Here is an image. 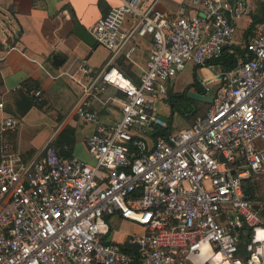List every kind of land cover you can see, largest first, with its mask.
Segmentation results:
<instances>
[{
    "label": "built area",
    "instance_id": "2783aa9c",
    "mask_svg": "<svg viewBox=\"0 0 264 264\" xmlns=\"http://www.w3.org/2000/svg\"><path fill=\"white\" fill-rule=\"evenodd\" d=\"M141 2L121 0L90 29L110 51L101 67L74 60L55 75L79 88L68 116L96 124L91 161L64 154L57 131L28 159L6 139L20 118L0 117V264H264V25L226 69L215 60L247 0H187L173 13ZM147 35V68L133 80L115 61ZM190 63L219 85L208 111L175 129L160 104ZM30 95L41 103L40 89ZM114 217L143 231L111 239Z\"/></svg>",
    "mask_w": 264,
    "mask_h": 264
},
{
    "label": "crops",
    "instance_id": "0c3cea01",
    "mask_svg": "<svg viewBox=\"0 0 264 264\" xmlns=\"http://www.w3.org/2000/svg\"><path fill=\"white\" fill-rule=\"evenodd\" d=\"M153 1L142 0L141 7L145 8ZM247 2V13L238 20L233 40L234 45L241 47L252 32L249 28L253 22L254 28L264 25V0ZM120 3L121 0H0V14L10 21L9 26L0 22V99L5 103L0 117L14 114L20 118V126L9 130L6 139L26 158L37 154L56 131L55 143L59 145L60 135L68 128L72 131L73 143L70 154H65L92 160L86 138L95 131L96 124L68 116L78 98L79 88L68 78L55 75L74 60L86 59L95 68L104 64L110 51L97 43L90 45L79 37L75 33V20L90 30L111 6ZM185 4L187 0H158L157 8L173 13ZM134 43L136 50L132 57L121 56L115 65L133 80H139L147 68L153 40L149 35L136 36ZM13 45L16 48L9 49ZM99 47L105 54L101 59H95ZM54 54H60L61 64L54 63ZM190 65L196 69L198 78L205 79L215 93L219 76L207 67ZM170 85L174 87V80ZM33 88L41 90L42 101L26 110L29 99L32 100L30 90ZM260 187L264 195V182ZM113 224L110 237L118 241L125 240L133 232L143 231L140 225L117 217L113 218Z\"/></svg>",
    "mask_w": 264,
    "mask_h": 264
},
{
    "label": "trees",
    "instance_id": "16d2710c",
    "mask_svg": "<svg viewBox=\"0 0 264 264\" xmlns=\"http://www.w3.org/2000/svg\"><path fill=\"white\" fill-rule=\"evenodd\" d=\"M255 22L252 23V25L249 28V31H251L254 28ZM245 50L241 46L237 45H228L225 46L222 54L215 60V62L221 64L226 69H232L234 68L239 59L241 57H244ZM197 68V67H196ZM194 88L195 91L198 94H205L206 90L204 86L202 85L201 81L198 78L197 71L195 69L194 71V80L191 82L187 88L183 91H173L171 87L168 90V96H169V105L171 108V114L169 117L170 124L173 122V118L175 114H180L181 116L186 117L187 119H193L192 123L196 120V118L199 116L200 106L199 101L200 99L196 96H192L190 94V88ZM33 105H37L33 100L29 99V103L26 106V110L30 109ZM39 105V104H38ZM191 123V124H192ZM190 124V125H191ZM172 129V126L170 125L169 128L161 129L162 134H167ZM71 129H64L62 132V135H60V138L58 139V147L62 150V152L65 154H70V147L73 143V136ZM62 136V139H61ZM71 136V138H70ZM69 139V140H68ZM72 140V142H71ZM67 144V145H65ZM253 188L250 189L252 192ZM246 242V238H244L240 243L241 252H245L244 245Z\"/></svg>",
    "mask_w": 264,
    "mask_h": 264
},
{
    "label": "rangeland",
    "instance_id": "374dc122",
    "mask_svg": "<svg viewBox=\"0 0 264 264\" xmlns=\"http://www.w3.org/2000/svg\"><path fill=\"white\" fill-rule=\"evenodd\" d=\"M0 22L3 24V26H9L10 21L9 18H5L2 16V14H0ZM105 54L104 51H102L101 47H99V50L94 54V58H99L101 59V57ZM194 68L193 66H191L190 64L186 66V68H184L182 71H180L174 78V87H172L170 84L172 83V80L169 81L167 83V85L171 86V89L173 91H183L187 88V86L193 82L194 80ZM190 90V94L192 96H196L200 99L199 106H200V111L198 115H203L208 111L209 106L211 105L214 93L212 91L210 92H206L205 94H198L195 89L192 87L189 89ZM162 107V112L165 116L169 117L171 114V108L170 105L165 103L164 104H160ZM193 119H187L184 116H181L180 114H175L174 118H173V127L175 129H183L187 126H189ZM30 131H33L32 128H29ZM29 131V132H30Z\"/></svg>",
    "mask_w": 264,
    "mask_h": 264
},
{
    "label": "water",
    "instance_id": "95a60500",
    "mask_svg": "<svg viewBox=\"0 0 264 264\" xmlns=\"http://www.w3.org/2000/svg\"><path fill=\"white\" fill-rule=\"evenodd\" d=\"M75 33L81 37L83 40H85L90 45L96 44V39L93 36V34L90 32V30L82 25L80 22L75 20ZM54 63L59 65L63 62L62 58H60V54H54L53 56Z\"/></svg>",
    "mask_w": 264,
    "mask_h": 264
}]
</instances>
